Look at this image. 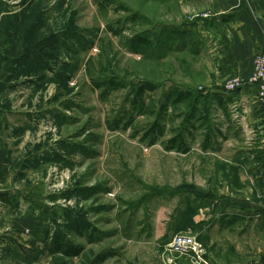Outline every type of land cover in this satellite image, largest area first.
Wrapping results in <instances>:
<instances>
[{
  "label": "rangeland",
  "instance_id": "obj_1",
  "mask_svg": "<svg viewBox=\"0 0 264 264\" xmlns=\"http://www.w3.org/2000/svg\"><path fill=\"white\" fill-rule=\"evenodd\" d=\"M217 15L188 0H0V247L13 245L0 264L264 259V118H249L264 52L248 76L220 77ZM220 114L232 134L216 146ZM233 202L249 227L201 233ZM180 233L202 262L168 251Z\"/></svg>",
  "mask_w": 264,
  "mask_h": 264
},
{
  "label": "crops",
  "instance_id": "obj_2",
  "mask_svg": "<svg viewBox=\"0 0 264 264\" xmlns=\"http://www.w3.org/2000/svg\"><path fill=\"white\" fill-rule=\"evenodd\" d=\"M193 3L199 4V5H211L213 10H216V14L219 15L218 18L215 20V22L218 24V29H223V33L219 32L216 33L215 30L213 31L214 36L218 37L217 45L215 46V52L216 53H223L224 56L220 57L222 59L219 69L220 72L219 76L228 78V76L233 72H239L243 76H248L253 68V61L256 56V54L260 52H264V0H188ZM223 10V11H222ZM222 13V14H221ZM230 18L228 22H225L227 24V29L222 28L221 22L224 19ZM225 19V20H226ZM215 41V39H214ZM223 50V52H221ZM220 59V60H221ZM224 75V76H223ZM7 87L5 86V89ZM221 89V88H220ZM223 88L221 92H218L217 94V100L221 102L222 107L227 105V102H232L233 97L229 96L227 94V97L223 93ZM223 93V94H221ZM238 100L239 98H235ZM250 100L253 103L254 101H257L252 94H247L244 97V100L246 101ZM250 103V102H249ZM259 103V102H257ZM251 104V107H252ZM261 103L253 106L257 111L255 112L254 109L250 111L249 118H264V109L261 107L263 106ZM255 105V104H253ZM223 111V110H222ZM6 113L0 112V123H2L6 120V117L4 116ZM219 117H222L224 121L223 128H226L225 130H217L216 132L213 131L214 137L212 139L213 144L216 146H221V142L223 139H227L229 136L228 134H232V130H230V124L226 123L227 118L224 114H220ZM231 120V116H230ZM220 135V136H219ZM222 135V136H221ZM221 138V141L218 139ZM264 157L258 156V158L254 157L255 160H258L260 163ZM4 163L2 158H0V164ZM263 164V163H262ZM237 165V164H235ZM6 194V193H3ZM6 198V196H5ZM230 204H225L223 207L233 208L235 211V214L233 215L229 220H223L218 222H213L211 224L206 225L201 233H204L209 236V234H213L214 232L219 233L220 229L222 228H228L233 229L236 225L242 224L244 225V228L249 227L247 223H242L243 221H239L240 219L237 217L241 212L238 210V207H234L233 205H237V202H233ZM215 205L218 206V210L220 209V213H223L222 211V204L221 201H215ZM246 206V204H244ZM244 211V208H242ZM260 211V209H259ZM23 222H20V228H22ZM259 225L258 227L262 230H264V220L259 221L257 223ZM210 232V233H209ZM248 234V233H245ZM10 241V240H9ZM9 246L10 248H2L0 247V256H6L7 254L10 255L12 252L11 247L13 246L12 243ZM9 252V253H8ZM7 255V256H8ZM264 258V254L262 256ZM264 259H261L258 264H264Z\"/></svg>",
  "mask_w": 264,
  "mask_h": 264
},
{
  "label": "built area",
  "instance_id": "obj_3",
  "mask_svg": "<svg viewBox=\"0 0 264 264\" xmlns=\"http://www.w3.org/2000/svg\"><path fill=\"white\" fill-rule=\"evenodd\" d=\"M255 74L252 79L254 83H259L264 81V53H261L257 56L256 64H255ZM241 86V82L239 83L238 80H231L226 86L225 91L227 93H234L237 91L238 86ZM261 96H264L262 92ZM203 249V246L196 241V239L190 235H185L183 233L177 234L171 244L168 247V251L171 253L180 255V256H187L193 255L198 256V260L200 258V251Z\"/></svg>",
  "mask_w": 264,
  "mask_h": 264
},
{
  "label": "trees",
  "instance_id": "obj_4",
  "mask_svg": "<svg viewBox=\"0 0 264 264\" xmlns=\"http://www.w3.org/2000/svg\"><path fill=\"white\" fill-rule=\"evenodd\" d=\"M143 41H145V40H143ZM139 42H141V40H139V39H137V40L134 41V43H139ZM153 88H155V87H153L151 84L148 85L147 87H142V88L139 90V92L137 93V95L140 94L139 97H141V96H143V94L145 93L146 90H153ZM177 101L180 102L181 99H180V100H177ZM190 107L192 108L193 111H195V109H196V102H193V104H192ZM161 131H162V130H161ZM3 199H5V197H4V196H0V202H1ZM55 246H56V247H55V251H56V252L68 253V252H66V251L63 249V247L59 244V242H57V240H56V242H55Z\"/></svg>",
  "mask_w": 264,
  "mask_h": 264
}]
</instances>
